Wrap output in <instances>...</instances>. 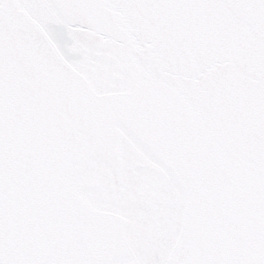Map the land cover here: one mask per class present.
I'll use <instances>...</instances> for the list:
<instances>
[{"label": "snow or ice", "instance_id": "6c2138e0", "mask_svg": "<svg viewBox=\"0 0 264 264\" xmlns=\"http://www.w3.org/2000/svg\"><path fill=\"white\" fill-rule=\"evenodd\" d=\"M0 264H264V0H0Z\"/></svg>", "mask_w": 264, "mask_h": 264}]
</instances>
